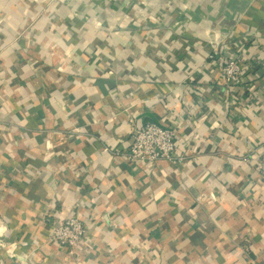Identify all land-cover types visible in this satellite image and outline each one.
<instances>
[{
  "label": "crops",
  "instance_id": "1",
  "mask_svg": "<svg viewBox=\"0 0 264 264\" xmlns=\"http://www.w3.org/2000/svg\"><path fill=\"white\" fill-rule=\"evenodd\" d=\"M176 121L184 164L125 160ZM262 154L264 0H0V223L36 264H264ZM72 215L66 257L50 232Z\"/></svg>",
  "mask_w": 264,
  "mask_h": 264
},
{
  "label": "built area",
  "instance_id": "2",
  "mask_svg": "<svg viewBox=\"0 0 264 264\" xmlns=\"http://www.w3.org/2000/svg\"><path fill=\"white\" fill-rule=\"evenodd\" d=\"M215 54L216 51L208 58L215 59ZM219 62L221 84L225 91L233 95L244 94L246 91L245 60L241 59L239 52L231 46H225L220 53ZM201 91L204 92V90ZM184 124L182 121H176L174 125L166 128L154 122H147L136 128L132 131L131 143L126 147L125 160L133 165L149 166V168H154L163 160L176 165L184 164L185 154L179 152L177 145L178 130ZM245 162L253 167L254 176L252 179L264 184V154L258 160L246 157ZM83 224L84 222L77 215L58 220L54 226L53 239L59 243L65 242L64 244L69 246H77L86 236L87 230Z\"/></svg>",
  "mask_w": 264,
  "mask_h": 264
},
{
  "label": "rangeland",
  "instance_id": "3",
  "mask_svg": "<svg viewBox=\"0 0 264 264\" xmlns=\"http://www.w3.org/2000/svg\"><path fill=\"white\" fill-rule=\"evenodd\" d=\"M83 225L85 226V224ZM53 230L54 229H52V231L50 232V238L57 245L58 249L61 252H63V254L67 255L66 257H75V255L76 256L79 255L78 253H81V245L84 239L81 242H79L77 246H72V245L69 246L67 244H64L65 242L59 243L58 241H55L53 239ZM7 233H8L7 225L1 222L0 223V264H8L7 261L5 260V257H3V254H1L2 252L6 254L8 260L12 262L11 264H36L34 262L35 259L34 252L32 250L29 252H24L23 251L24 243H22L21 245H16L7 241Z\"/></svg>",
  "mask_w": 264,
  "mask_h": 264
}]
</instances>
